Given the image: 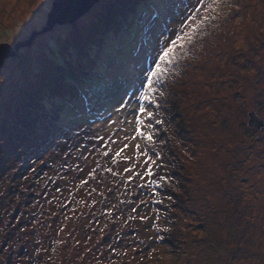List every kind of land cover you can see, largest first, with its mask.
I'll list each match as a JSON object with an SVG mask.
<instances>
[{
    "label": "rangeland",
    "instance_id": "obj_1",
    "mask_svg": "<svg viewBox=\"0 0 264 264\" xmlns=\"http://www.w3.org/2000/svg\"><path fill=\"white\" fill-rule=\"evenodd\" d=\"M52 1L0 0V264H264V0H207L145 102L152 141L142 71L196 0L50 26Z\"/></svg>",
    "mask_w": 264,
    "mask_h": 264
},
{
    "label": "snow or ice",
    "instance_id": "obj_2",
    "mask_svg": "<svg viewBox=\"0 0 264 264\" xmlns=\"http://www.w3.org/2000/svg\"><path fill=\"white\" fill-rule=\"evenodd\" d=\"M216 0H213V3ZM212 4L207 3V0H196L195 5H193L191 12L181 21V27L178 31L173 33L172 37H164L163 41H159V46L154 50V57L152 60V65L142 71V87L139 90V95L137 96L138 101V114L135 115V136L140 137L147 141H152L151 133H146L142 128H151L152 125L145 124V118L151 119L153 113L147 111L145 107V102L148 104L155 103L152 99V94L156 92L157 85L161 82L163 77L170 71L171 66L177 59L176 53L178 50H183L187 43H190L193 36L203 27L206 17L201 14L202 8H211ZM119 110V109H118ZM160 123V121H156ZM128 145L125 144L124 148ZM121 148L115 153L116 157H120L121 153L124 151ZM136 148L139 149L140 145L137 144ZM107 155V153H105ZM147 156V153H144ZM128 171L129 169H125ZM147 175H151V171L148 170ZM163 179V177H161Z\"/></svg>",
    "mask_w": 264,
    "mask_h": 264
},
{
    "label": "water",
    "instance_id": "obj_3",
    "mask_svg": "<svg viewBox=\"0 0 264 264\" xmlns=\"http://www.w3.org/2000/svg\"><path fill=\"white\" fill-rule=\"evenodd\" d=\"M99 0H53L51 3V12L48 15V25L70 24L84 16ZM9 48L6 45H0V67L4 59L11 57ZM250 123L261 128L262 121L255 113L249 114Z\"/></svg>",
    "mask_w": 264,
    "mask_h": 264
},
{
    "label": "trees",
    "instance_id": "obj_4",
    "mask_svg": "<svg viewBox=\"0 0 264 264\" xmlns=\"http://www.w3.org/2000/svg\"><path fill=\"white\" fill-rule=\"evenodd\" d=\"M81 80H83V79H81Z\"/></svg>",
    "mask_w": 264,
    "mask_h": 264
}]
</instances>
